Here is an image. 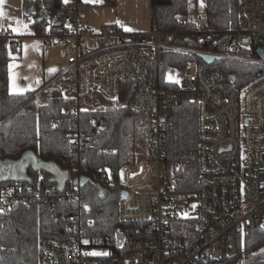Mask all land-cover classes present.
Wrapping results in <instances>:
<instances>
[{"label":"built area","instance_id":"built-area-1","mask_svg":"<svg viewBox=\"0 0 264 264\" xmlns=\"http://www.w3.org/2000/svg\"><path fill=\"white\" fill-rule=\"evenodd\" d=\"M153 17L150 31L129 32L123 22L97 30L84 22L78 0H64L40 29L44 44L60 46L67 59L50 84L73 98L98 87L108 99L149 117L148 146L122 169L128 194L119 201L122 222L149 225L138 231L143 237L132 241L129 252L115 257L93 255L84 233L67 229L39 242V264H248L246 254L236 255L239 236L264 227V56L257 51L264 47V0H240L238 29L222 41L225 36L217 39L210 28L206 8L174 13L175 31L161 30ZM13 23L0 16V34H13ZM164 50L194 57L174 67L184 73L178 83L164 79L168 87H156L151 74ZM201 55L220 60L210 64ZM224 59L257 64V76L230 86L218 66ZM183 102L198 107L201 175L194 217L165 173L167 121ZM106 178L102 173L99 185ZM70 180L73 189L67 185L64 192L75 196L82 178ZM11 194L3 193L2 207L11 205ZM189 218L195 226L184 238L175 222Z\"/></svg>","mask_w":264,"mask_h":264},{"label":"trees","instance_id":"trees-1","mask_svg":"<svg viewBox=\"0 0 264 264\" xmlns=\"http://www.w3.org/2000/svg\"><path fill=\"white\" fill-rule=\"evenodd\" d=\"M63 1L35 0L34 10L52 15ZM199 1L151 0V8L161 30L175 31L178 24L174 13L189 11ZM201 1L217 39L237 31L240 0ZM116 4L117 0H95V5ZM49 18L36 24L38 35ZM21 39L16 34H0V169L12 161H29L26 170L35 180L29 185L30 178L15 171L18 177L0 182V200L9 191L13 199L10 206L0 205V264H39V242L67 229L82 231L90 245L107 248L109 256L125 255L132 241L143 237L138 231L149 225L124 223L119 218V201L126 188L122 169L135 163L148 146L149 117L111 99L106 105L84 109L83 101L92 95L68 97L62 89L50 84L51 79H45L37 90L11 93L9 63L19 56ZM193 57L164 50L160 66L152 70V82L156 87H168L164 82L167 70L185 67ZM218 66L230 86L249 83L259 69L255 63L234 59H224ZM232 76L236 77L235 82ZM65 108L73 110L66 115ZM199 140L197 104L183 102L167 121L165 142L167 183L182 199H196L198 194ZM12 166L14 171L15 164ZM63 171L72 179H86L75 196L64 192L67 185L69 189L73 185L62 176ZM104 172L107 178L99 185ZM175 224L179 227L178 234L186 238L195 221L189 218ZM239 238L242 241L236 255L246 254L248 264H264V249L261 250L264 227L249 229Z\"/></svg>","mask_w":264,"mask_h":264},{"label":"rangeland","instance_id":"rangeland-1","mask_svg":"<svg viewBox=\"0 0 264 264\" xmlns=\"http://www.w3.org/2000/svg\"><path fill=\"white\" fill-rule=\"evenodd\" d=\"M95 0H83L80 3V11L82 13V17L84 22L91 26L94 29H102L105 23L112 22H123L124 28L129 31H150L154 25V14L151 8V0H117V7L110 6H94L92 5ZM204 2L199 1L198 9L200 12L205 10ZM67 59L63 56L62 48L58 45H51L47 48V66H48V76L52 74L53 71L60 70L66 66ZM93 64H90V67ZM99 73L100 71L97 70ZM184 77V73L177 71L173 68L167 70L165 79L170 81L171 83H178L180 79ZM255 79V78H254ZM253 79V80H254ZM252 80V81H253ZM251 82V81H250ZM40 91L37 92V94ZM92 95L91 97L85 99L83 101L84 109H91L97 107L99 105H106L108 97L98 88L96 90H92L90 93L84 94ZM145 148L141 151L139 156L144 152ZM138 156V157H139ZM27 168H19V173H23L30 178L31 182L27 181V184H34L33 174L29 173L26 170ZM16 169H14L15 171ZM17 172V171H16ZM18 176V175H17ZM41 178V175L39 179ZM33 180V181H32ZM122 180L124 182V178L122 176ZM138 191H147L150 190V187H138L136 188ZM180 203L184 204L185 209L188 212L190 217H194L197 213L198 201L196 199H178ZM241 239L239 238V244L241 243ZM95 247L93 253H101L99 255H106L109 253V250L105 247L92 246ZM264 247V246H263ZM262 247V248H263ZM264 260V259H263ZM251 264H259L256 262H252Z\"/></svg>","mask_w":264,"mask_h":264},{"label":"crops","instance_id":"crops-1","mask_svg":"<svg viewBox=\"0 0 264 264\" xmlns=\"http://www.w3.org/2000/svg\"><path fill=\"white\" fill-rule=\"evenodd\" d=\"M92 5L99 6L95 5V2ZM110 7H117V4ZM34 8L35 0H3L0 4V11L4 13L1 17L12 20L14 22L11 28L12 33L22 37L20 54L9 63V89L13 94L37 90L43 85L45 79H52L59 72V70L53 71L48 76L47 48L49 46H46L43 38L36 33V24L51 15L45 12L37 13ZM81 16H83L82 13ZM114 23L118 22L111 24ZM109 24L105 23L103 26Z\"/></svg>","mask_w":264,"mask_h":264},{"label":"water","instance_id":"water-1","mask_svg":"<svg viewBox=\"0 0 264 264\" xmlns=\"http://www.w3.org/2000/svg\"><path fill=\"white\" fill-rule=\"evenodd\" d=\"M227 36H225L223 39H221V41L222 40H224L225 38H226ZM221 41H219V43L221 42ZM257 51H258V53L260 54V55H262V56H264V47L263 46H258L257 47ZM201 57L205 60V61H207L208 63H210V64H212V63H214V62H216V61H219L220 60V58H215V57H213V56H209V55H201ZM232 80H233V82H235L236 81V77L235 76H232ZM13 164H15V171H17V173L19 174V168H27L28 167V165L30 164V162L29 161H23V160H20V161H12V163H9V164H7L6 166H4L2 169H4V170H2V169H0L1 171H0V175H3V174H5V172L4 171H7V170H13ZM12 176H17V175H5V176H3V177H1L0 176V182L1 181H4V180H9V179H12L11 177ZM23 177H24V175H22ZM62 176L63 177H67V178H69L70 179V175H69V173H67V172H65V171H63L62 172ZM18 177V176H17ZM77 179V177L75 178V180ZM86 179L83 177L82 178V181H85ZM101 195H103V190L101 189ZM128 193H127V191H124L123 192V195H127ZM118 247H121V243H119L118 244Z\"/></svg>","mask_w":264,"mask_h":264},{"label":"flooded vegetation","instance_id":"flooded-vegetation-1","mask_svg":"<svg viewBox=\"0 0 264 264\" xmlns=\"http://www.w3.org/2000/svg\"><path fill=\"white\" fill-rule=\"evenodd\" d=\"M4 172H5V174L0 175L1 177L5 176V175H15L16 174V172L13 171V170H7V171H4Z\"/></svg>","mask_w":264,"mask_h":264},{"label":"snow or ice","instance_id":"snow-or-ice-1","mask_svg":"<svg viewBox=\"0 0 264 264\" xmlns=\"http://www.w3.org/2000/svg\"><path fill=\"white\" fill-rule=\"evenodd\" d=\"M3 3V0H0V4H2ZM4 15V13H3V11H0V16H3ZM19 23V22H18ZM13 31H16V29H13ZM85 243H87V242H85ZM93 255H99V254H101V253H92Z\"/></svg>","mask_w":264,"mask_h":264}]
</instances>
